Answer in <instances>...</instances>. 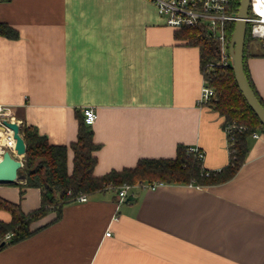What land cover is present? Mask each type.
Returning <instances> with one entry per match:
<instances>
[{"label": "crops", "instance_id": "1", "mask_svg": "<svg viewBox=\"0 0 264 264\" xmlns=\"http://www.w3.org/2000/svg\"><path fill=\"white\" fill-rule=\"evenodd\" d=\"M0 21L19 32L0 34V102L66 145L78 137L77 111L93 106L95 174L172 158L178 144L201 148L206 169L228 163L223 118L197 101L198 47L175 37L152 1L0 0ZM246 66L264 103L259 44L247 47ZM73 158L69 148V171ZM24 182L0 181V196L28 212L41 191L21 196ZM133 195L117 204L108 189L66 204L59 220L1 249L0 264H264V134L249 137L244 162L224 182L160 183ZM0 219L11 213L0 210Z\"/></svg>", "mask_w": 264, "mask_h": 264}, {"label": "trees", "instance_id": "2", "mask_svg": "<svg viewBox=\"0 0 264 264\" xmlns=\"http://www.w3.org/2000/svg\"><path fill=\"white\" fill-rule=\"evenodd\" d=\"M239 0L232 1L230 12H237ZM250 12V11H249ZM235 21L226 23V36L230 39ZM0 34L17 38L19 32L6 22L0 21ZM175 37L198 47L200 69L207 84L214 89L215 96L208 103L222 116V126L226 133L228 163L218 169L209 170L202 166V160L187 151V146L178 144L172 158H139L135 165L112 169L103 174H95L98 161L96 151L100 144L94 140L91 125L87 124L84 115L77 111L79 120L78 137L70 145L54 144L48 136L36 127L22 124L21 133L26 143L23 165L18 175L25 182L21 185V196L26 187H38L41 191V204L28 212L23 211L19 202L0 196V210L11 213V219H0V250L33 235L46 225L59 220L66 204L74 202L81 194L93 195L110 188L115 189L123 183L141 184L144 182L187 183L210 185L230 179L244 162L248 152L249 137L253 132L264 134V126L243 98L233 69L229 64L207 67V63L220 58L218 41L207 36L203 25L183 26L177 28ZM253 38L250 35V23L246 24L243 50V67L245 75L259 101L264 103L255 90L246 66L247 47ZM244 126L237 128L238 126ZM74 151L73 168L68 169V150ZM50 212L55 217L48 223L33 227V223ZM11 238L6 239V234Z\"/></svg>", "mask_w": 264, "mask_h": 264}, {"label": "built area", "instance_id": "3", "mask_svg": "<svg viewBox=\"0 0 264 264\" xmlns=\"http://www.w3.org/2000/svg\"><path fill=\"white\" fill-rule=\"evenodd\" d=\"M154 3L157 13L163 18L165 24L180 28L183 26L203 25L207 36H211L218 41L220 49V58L215 62L207 63L208 68L215 65H227L230 63V54L228 51L229 40L226 36V23L235 21L236 13L230 12L233 0H150ZM238 8V7H237ZM248 15L246 22L250 23V35L259 42L264 50V0H250ZM215 96L213 87L209 86L204 79L198 103H208ZM85 122L92 125L97 119V112L93 106H87L83 110ZM16 121L22 125V120L18 118L13 105L0 102V125L5 126V130L0 128V146L1 154L5 149L14 151L16 139L14 131L8 127L4 121ZM240 125L237 128H242ZM231 126L225 128V133L229 132ZM252 136L258 137L257 132H253ZM3 139V143H2ZM227 140V138H226ZM227 142V141H226ZM187 151L193 153L199 159H203L204 152L198 146H187ZM23 159V157H21ZM161 182H144L141 184L123 183L113 189L117 193V204L124 201L125 197L136 189H153ZM88 195L81 194L76 197L75 201H86ZM118 208V205H117ZM117 218V214L114 215ZM107 231L106 234H110ZM11 238V233L6 234V239Z\"/></svg>", "mask_w": 264, "mask_h": 264}, {"label": "water", "instance_id": "4", "mask_svg": "<svg viewBox=\"0 0 264 264\" xmlns=\"http://www.w3.org/2000/svg\"><path fill=\"white\" fill-rule=\"evenodd\" d=\"M249 6L250 0H239L234 27L229 39L228 51L230 54V65L233 69L238 88L248 106L253 110L264 126V106L250 86L243 67L244 39L247 24L246 17L249 12ZM4 123L14 131L13 135L16 139L14 151L18 157L9 149L3 151L0 157V181L12 182L17 180L19 176L18 170L23 165V159L21 157H23L26 152V143L21 133V124L9 120H5ZM0 128L3 130L6 129L3 125H0ZM135 198L136 196L129 193L124 201H130Z\"/></svg>", "mask_w": 264, "mask_h": 264}, {"label": "rangeland", "instance_id": "5", "mask_svg": "<svg viewBox=\"0 0 264 264\" xmlns=\"http://www.w3.org/2000/svg\"><path fill=\"white\" fill-rule=\"evenodd\" d=\"M251 44H252V47H253V46H255V45H258L259 42H258L257 40H255V39H253V40L251 41ZM216 61H217V60H216Z\"/></svg>", "mask_w": 264, "mask_h": 264}, {"label": "bare ground", "instance_id": "6", "mask_svg": "<svg viewBox=\"0 0 264 264\" xmlns=\"http://www.w3.org/2000/svg\"><path fill=\"white\" fill-rule=\"evenodd\" d=\"M2 143H3V139H2ZM0 157H1V146H0Z\"/></svg>", "mask_w": 264, "mask_h": 264}]
</instances>
